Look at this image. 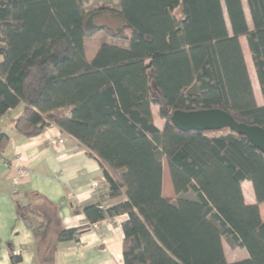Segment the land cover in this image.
Listing matches in <instances>:
<instances>
[{
  "label": "trees",
  "instance_id": "1",
  "mask_svg": "<svg viewBox=\"0 0 264 264\" xmlns=\"http://www.w3.org/2000/svg\"><path fill=\"white\" fill-rule=\"evenodd\" d=\"M85 1L0 0V120L22 106L17 135L55 125L98 159L109 197L127 200L75 213L90 223L126 215L123 264H264V154L229 129L212 136L171 122L176 111L219 109L264 130V0H244L249 24L241 0H108L117 6L93 9ZM100 16L118 25L99 24ZM99 33L127 46L102 43L88 61L84 41ZM8 142L0 131V156ZM163 160L175 200L162 195ZM243 181L256 204L245 205ZM30 212L17 208V219ZM223 238L248 258L228 263Z\"/></svg>",
  "mask_w": 264,
  "mask_h": 264
},
{
  "label": "crops",
  "instance_id": "2",
  "mask_svg": "<svg viewBox=\"0 0 264 264\" xmlns=\"http://www.w3.org/2000/svg\"><path fill=\"white\" fill-rule=\"evenodd\" d=\"M21 110L19 106L0 120V131L9 137L0 156V264H12L11 254L20 255L16 264H123L122 223L126 215L90 223L75 211L96 203L108 208L125 202V195L110 198L98 159L55 125L33 138L17 135L12 120ZM157 112L152 106L153 123L162 130L164 121ZM4 122H8V131ZM55 137L63 139L58 149L47 145V140ZM18 168L26 174L19 175ZM164 176L163 172L162 195L175 200L170 187L164 193ZM241 191L245 205L256 204L250 182L243 181ZM21 207L32 210L26 221L17 219L16 210ZM258 208L264 222V202ZM68 230H77L73 239H57ZM221 244L228 263L248 258L245 250L226 239H221Z\"/></svg>",
  "mask_w": 264,
  "mask_h": 264
},
{
  "label": "water",
  "instance_id": "3",
  "mask_svg": "<svg viewBox=\"0 0 264 264\" xmlns=\"http://www.w3.org/2000/svg\"><path fill=\"white\" fill-rule=\"evenodd\" d=\"M171 122L181 132H213L229 129L244 137L251 145L264 154V130L258 126L237 123L231 115L219 110L176 111Z\"/></svg>",
  "mask_w": 264,
  "mask_h": 264
},
{
  "label": "rangeland",
  "instance_id": "4",
  "mask_svg": "<svg viewBox=\"0 0 264 264\" xmlns=\"http://www.w3.org/2000/svg\"><path fill=\"white\" fill-rule=\"evenodd\" d=\"M242 4H243V9H244V13H245V17L247 19V22L249 24V16H248V10L246 8L245 5V1L241 0ZM101 6H108L111 8H115L117 6V2L115 1H99V0H86L85 1V7L87 9H93V8H98ZM97 22H99V24H106L112 27H116L118 25V23L116 22V20L112 17L109 16H100L97 20ZM241 48H242V52H243V56L245 59V63H246V67H247V71L250 77V81H251V85H252V89H253V93H254V97H255V101L258 105H262V98H261V94H260V90H259V86L256 80V76H255V72L253 69V65H252V61L247 49V45H246V40L244 37H241L239 39ZM102 43H106V44H110V45H115V46H127V43L124 41H117L114 39H109L107 38V36L104 33H99L97 35H95L92 38L89 39H85L84 41V50H85V57L88 61H90L92 59V57L94 56L97 48L102 44ZM151 75V71H149V77ZM150 83H152L150 81ZM155 108V107H154ZM7 124L8 122H4V130L8 131L7 129ZM217 131H215L214 133H211L212 136H216L217 134L222 135L223 133L219 132L216 133ZM163 167L164 170L163 172L165 173L164 179H165V190L164 193L167 194V189L170 187L171 188V184H170V180H169V175L167 172V166H166V162L163 160Z\"/></svg>",
  "mask_w": 264,
  "mask_h": 264
},
{
  "label": "built area",
  "instance_id": "5",
  "mask_svg": "<svg viewBox=\"0 0 264 264\" xmlns=\"http://www.w3.org/2000/svg\"><path fill=\"white\" fill-rule=\"evenodd\" d=\"M63 143V139L62 138H58V137H55V138H49L47 140V145L52 148V149H58L61 144ZM16 160H19V159H16ZM18 174L19 175H24L26 174V170L24 169H19L18 168ZM92 188L93 189H96L97 188V185L96 184H93L92 185Z\"/></svg>",
  "mask_w": 264,
  "mask_h": 264
}]
</instances>
